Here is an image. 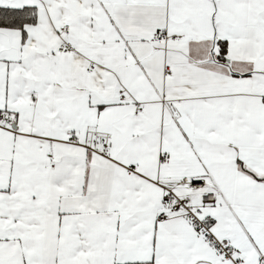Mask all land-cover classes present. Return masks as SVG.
<instances>
[{
	"label": "snow or ice",
	"instance_id": "6c2138e0",
	"mask_svg": "<svg viewBox=\"0 0 264 264\" xmlns=\"http://www.w3.org/2000/svg\"><path fill=\"white\" fill-rule=\"evenodd\" d=\"M0 264H264V0H0Z\"/></svg>",
	"mask_w": 264,
	"mask_h": 264
}]
</instances>
